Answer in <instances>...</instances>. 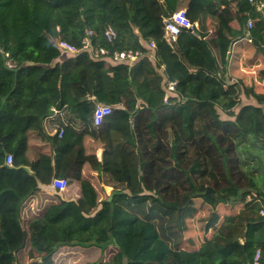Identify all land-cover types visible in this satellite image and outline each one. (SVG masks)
Wrapping results in <instances>:
<instances>
[{
	"label": "trees",
	"instance_id": "1",
	"mask_svg": "<svg viewBox=\"0 0 264 264\" xmlns=\"http://www.w3.org/2000/svg\"><path fill=\"white\" fill-rule=\"evenodd\" d=\"M181 8L199 26L183 28L171 45L165 19ZM110 26L112 41L104 35ZM88 30L108 54L59 46L67 40L82 48ZM245 38L252 48L247 64L258 65L254 76L263 79L264 11L249 0H0V264H254L258 250L264 263V183L243 156L249 135L264 142V92L245 84L247 73L232 78L239 64L228 68L229 47ZM125 49L145 55L133 64L113 58ZM98 103L113 108L102 125L94 122ZM51 127H64L69 140L54 157L99 166L113 185L107 195L79 169L70 183L97 200L93 208L66 198L45 168L57 198L36 213L26 209L58 142ZM32 157L28 172L22 166ZM198 197L209 211L204 233L218 223L219 206L241 204L242 211L225 214L216 236L184 246L185 216L195 215ZM129 202L174 213L177 245Z\"/></svg>",
	"mask_w": 264,
	"mask_h": 264
},
{
	"label": "crops",
	"instance_id": "2",
	"mask_svg": "<svg viewBox=\"0 0 264 264\" xmlns=\"http://www.w3.org/2000/svg\"><path fill=\"white\" fill-rule=\"evenodd\" d=\"M188 8V7H187ZM194 22L197 24L196 27L199 26V21L198 20H194ZM250 38H245L243 40L244 45H242V41H235L231 44V46L229 47V65L228 68L232 69L233 65H240V68L238 70H236L235 72H232L233 74V79L237 80L238 77H241L244 73L249 74L248 76H246V80H245V84H252L253 86H255V89L259 92H264V78L263 79H259L258 77H255L254 75H256V66L258 65H248V58H250V56H252V48L250 45ZM238 57L240 58V61H237L234 59V57ZM245 66L248 67L245 68ZM245 69V70H244ZM253 75V76H251ZM245 100H247L248 102H253V103H257V101L253 98V97H246L244 98ZM45 126L48 127L49 122L45 121ZM55 127H51L48 128V135H49V131L52 130ZM243 141H245L246 144V151L243 153V156L247 158L248 162H249V168L252 169V174L254 175V177L259 181L264 183V167L261 165V161H260V157L262 154H264V151L261 150V148H263V143L262 141H258L256 139H254V137L252 135H249L248 139H243ZM99 147H103V144H100L98 147L95 148L94 153L97 155V149ZM50 152H51V156L49 157L48 160L45 161V163L43 165L40 166V170L43 173L42 176V183H41V188L36 191L33 195H31L30 199H28V205H27V210L32 209V211H30L31 213H36L39 211L40 208H42L45 204L49 203L52 200H55L57 197L53 191V187L51 186V182L50 181V175L48 174V172L45 170V168L50 169V171H53L52 174V178L54 177H63L66 178L69 183L66 187V191H65V197L66 198H76L79 199L81 205L85 208H93L96 203L97 200L93 199V198H83V193H82V186L79 183L73 182L70 183V180L75 178V176L77 175L79 171V169L82 168L81 172L83 171L86 172L88 171L89 175L93 176V180H94V185L97 189H99V191H104V184H110L108 181L104 180V174L101 173V168L99 166H89L88 164H86L84 167H81L80 164V159L78 157H75L71 162H68V160L66 159H57L56 157H54V148L51 145L50 147ZM35 157L30 158L33 159ZM100 159H98L99 161ZM99 183H97V182ZM113 186V185H112ZM105 194H107L105 192ZM108 195V194H107ZM197 212L195 213V215H189L186 214L185 216V230L184 233L182 235V237L180 238V242L184 245V246H193V247H197L200 245V243L203 241V239L205 237H209L212 238L214 235H217V230H219V232L222 230V227L224 226V224L222 223V221L219 219L218 223L215 225V227L211 228L209 230L208 233H205L204 236H202L201 234L202 232V225H201V218L200 216L202 215L203 212L208 211L207 209H203V206L201 204L199 205H195ZM243 205H239L237 208H239L238 210H236L237 208L231 210V209H225L226 215L228 214H233L235 215V217H238L241 213V209H242ZM194 207V206H193ZM221 208V206H219L217 208V211ZM230 210V211H229ZM229 211V212H228ZM138 212V211H137ZM240 212V213H239ZM251 213V210H248L247 213ZM139 213V212H138ZM219 213V212H218ZM140 214V213H139ZM142 216V214H140ZM225 215H223L224 218ZM187 218L191 219V222L193 223V233H192V229L189 230V226L187 223ZM244 222V220H243ZM243 222H242V226H243ZM229 225H232V222H230ZM242 226H241V230H242ZM227 227V226H226ZM188 229V230H187ZM185 240L184 242H182V240Z\"/></svg>",
	"mask_w": 264,
	"mask_h": 264
},
{
	"label": "built area",
	"instance_id": "3",
	"mask_svg": "<svg viewBox=\"0 0 264 264\" xmlns=\"http://www.w3.org/2000/svg\"><path fill=\"white\" fill-rule=\"evenodd\" d=\"M251 3H255L257 8L261 11H264V0H249ZM197 24L191 20L188 14L187 8H181L175 12H173L169 17L165 19V39L167 42H169L171 45L177 40V37L179 33L182 31L183 28H189L193 29V27H196ZM248 26H253V20L249 19ZM104 35L108 41H112L116 35V30L110 26L108 27ZM59 46L63 51H69V52H78L79 50L83 49L88 51L89 53L100 56L102 54H108L109 50L102 45H98L94 38H93V30H88L87 34L83 38V46L82 48H78L76 45L72 44L71 42L67 40H59ZM149 51L147 55L150 58H154V51L157 47L156 42L154 40H150L149 42ZM144 52L140 50H133V49H125V50H114L113 51V58L117 61H125L129 64H133L136 62L139 58L144 56ZM9 66H13L11 61H8ZM175 81H170L168 83V90H174L175 89ZM113 108L111 105L98 103L96 106V109L94 111V122L96 125H102L106 118L112 113ZM49 136L54 140H57L58 142H54L53 148H61L65 147L69 144V140L66 138L65 135V128L64 127H55L52 130L49 131ZM104 148L99 147L97 149V158L101 160L103 156ZM6 163L8 165H13L14 163V154L9 153L6 156ZM36 165V159L33 158L30 160L28 164V168L33 171L34 167ZM52 183L54 186L58 187L61 190L66 189L68 185V180L63 177H54L52 179ZM105 192L108 195H111L114 191V187L110 184H104L103 185ZM260 213L264 216V207L260 209ZM254 264H264L261 260V252L260 250L257 251L255 258H254Z\"/></svg>",
	"mask_w": 264,
	"mask_h": 264
},
{
	"label": "rangeland",
	"instance_id": "4",
	"mask_svg": "<svg viewBox=\"0 0 264 264\" xmlns=\"http://www.w3.org/2000/svg\"><path fill=\"white\" fill-rule=\"evenodd\" d=\"M245 68L248 69L247 66H245ZM245 70V69H244ZM262 151H264V146H263V149ZM261 157L263 158L262 161H264V154L261 155ZM131 182V180H130ZM133 183V181L131 182ZM193 206L195 205H199L201 204L203 206V209L205 210V206L206 203L205 201L198 197V198H195L192 202ZM127 206L131 209V210H134V211H138L140 214H142V216L144 217H147V218H151L153 220H155L157 223H158V227L160 229V232L162 234L163 237H165L167 240H169V242L174 246L175 244L177 245V242H175V240L177 238L180 237V234H179V230L177 229V225L176 224H172L170 223V217L174 214L170 211H162L158 205L156 204H152L150 202H146L144 204H141V205H134L132 203H127ZM237 208V207H236ZM225 209H229L228 207H221L217 212H219V214L221 215L220 216V220L222 221V223H224L225 219L223 218V215L226 214L225 212ZM239 208H237L236 210H238ZM233 210V209H231ZM230 211V210H229ZM228 211V212H229ZM207 214H209V211H206V212H203L202 215L200 216L201 218V225H202V232H203V229H204V225L206 224V222L209 220V217H207ZM192 216V215H191ZM187 223H188V228L189 230L192 229V233L194 231V225L193 223L191 222V219L187 218ZM236 228V227H235ZM188 230V229H187ZM204 232L201 234L202 236H204ZM205 237V236H204ZM181 238V237H180ZM185 240L183 239L182 242H184ZM64 252H67L66 249Z\"/></svg>",
	"mask_w": 264,
	"mask_h": 264
},
{
	"label": "water",
	"instance_id": "5",
	"mask_svg": "<svg viewBox=\"0 0 264 264\" xmlns=\"http://www.w3.org/2000/svg\"><path fill=\"white\" fill-rule=\"evenodd\" d=\"M22 167L25 168L28 172H31V170L28 168V166L23 165Z\"/></svg>",
	"mask_w": 264,
	"mask_h": 264
}]
</instances>
